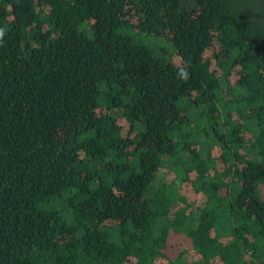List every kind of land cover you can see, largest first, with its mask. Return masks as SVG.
<instances>
[{
    "label": "trees",
    "instance_id": "obj_1",
    "mask_svg": "<svg viewBox=\"0 0 264 264\" xmlns=\"http://www.w3.org/2000/svg\"><path fill=\"white\" fill-rule=\"evenodd\" d=\"M0 27V264H264V0H0Z\"/></svg>",
    "mask_w": 264,
    "mask_h": 264
},
{
    "label": "clouds",
    "instance_id": "obj_2",
    "mask_svg": "<svg viewBox=\"0 0 264 264\" xmlns=\"http://www.w3.org/2000/svg\"><path fill=\"white\" fill-rule=\"evenodd\" d=\"M5 34H6V28L0 27V44L3 43V38ZM176 75L178 79L185 81V82L191 78L187 63L181 61L180 63L177 64Z\"/></svg>",
    "mask_w": 264,
    "mask_h": 264
},
{
    "label": "rangeland",
    "instance_id": "obj_3",
    "mask_svg": "<svg viewBox=\"0 0 264 264\" xmlns=\"http://www.w3.org/2000/svg\"><path fill=\"white\" fill-rule=\"evenodd\" d=\"M154 39L150 38L149 41H153Z\"/></svg>",
    "mask_w": 264,
    "mask_h": 264
}]
</instances>
